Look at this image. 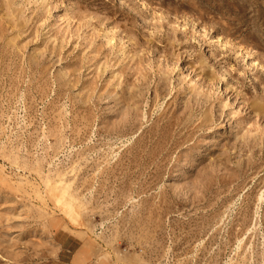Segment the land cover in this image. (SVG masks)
<instances>
[{"label":"rangeland","instance_id":"374dc122","mask_svg":"<svg viewBox=\"0 0 264 264\" xmlns=\"http://www.w3.org/2000/svg\"><path fill=\"white\" fill-rule=\"evenodd\" d=\"M62 242L264 264V0H0V264Z\"/></svg>","mask_w":264,"mask_h":264},{"label":"crops","instance_id":"0c3cea01","mask_svg":"<svg viewBox=\"0 0 264 264\" xmlns=\"http://www.w3.org/2000/svg\"><path fill=\"white\" fill-rule=\"evenodd\" d=\"M66 231V230H64ZM72 235V234H70ZM73 239H77L76 236H73ZM83 249L82 244L79 243L78 246H73L72 244H67L66 242L59 243V251L60 252H68V253H73V264H80L81 260V251Z\"/></svg>","mask_w":264,"mask_h":264}]
</instances>
